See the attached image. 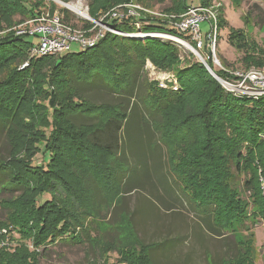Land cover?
I'll list each match as a JSON object with an SVG mask.
<instances>
[{
    "label": "trees",
    "instance_id": "16d2710c",
    "mask_svg": "<svg viewBox=\"0 0 264 264\" xmlns=\"http://www.w3.org/2000/svg\"><path fill=\"white\" fill-rule=\"evenodd\" d=\"M152 1L89 0L90 18L127 33V35L104 32L94 46L79 53L64 51L58 54L29 56V46L33 42L27 40L26 37H37V35H19L15 33L16 30L5 31L4 28L14 24L12 17L15 14L30 15V18L40 15L42 13L40 11L41 0H0V32L4 29V32L0 33V74L2 73L0 76V113L5 108L8 109L6 111L8 115L5 118L0 114V135L2 133L9 145L8 154L6 156L0 154V189L12 191L22 188L14 196L1 198L0 208L6 211L7 204L20 202L22 195L26 192L25 185L20 180L21 171L17 168L12 170L16 164L13 158L14 144H12L15 132L8 128V117H11L13 113L18 115V111L24 105L26 91L23 93L25 89L22 84H24V78L31 71L33 72V66L55 56L45 80L46 85L50 84L53 74L67 75L68 85L73 88L71 96L78 97L74 107L83 108V110L86 108L87 114L86 111L85 113L84 111L77 112L70 117V120H65L63 123L60 115L65 109L70 110L72 107L68 106L69 103L57 105L53 90L48 89L47 86L43 87V90L47 92V101L42 111V120L46 130L42 135V143L37 146L32 158L38 153L51 157L53 152L51 144L54 137L59 132L60 135L65 134L69 138L66 150L75 149L80 154V159H83L82 162L86 163L87 168H91L92 175L100 176L99 182H102L103 178L112 177L120 193V202L115 205L116 207L122 204L124 193L131 190L141 191L144 184L149 185L152 194L153 192L156 194V190L161 189L167 197L171 198L167 201L166 197H161L166 203L168 202L167 205L173 201L177 206L185 201L198 217L195 228L203 230L211 237L223 240L224 255L219 256L216 261L206 252L207 264H232L233 262L242 264L243 261L254 264V252L251 250V248L254 249L252 228L259 218L264 221V155L249 156L253 154L252 146L259 142V136L264 133V94L256 97L254 103L247 104L250 101L247 96L240 97L226 91L206 67L196 61L178 71L179 84L183 88L181 92L157 89L156 86L148 84L144 97L139 99L141 104L137 101L129 104L135 78L140 76V70L146 57H149L159 69L164 70L171 66L174 63L172 60L176 58L174 45L162 43L157 37H137L134 34L165 32L181 36L180 32L174 28H167L166 24L170 19L180 20L181 15L189 7V0H174L172 6L165 8L163 12L169 15L170 19L154 17L146 13L138 18L117 19L110 18L106 14L118 5L132 2L149 9ZM241 1L230 0L235 8L241 4ZM210 3L209 0H200L199 4L208 6ZM218 18L216 19V30L226 23L225 21L220 23ZM138 22H145V24L137 30L135 23ZM67 24L72 26L69 22ZM83 29L88 31V35L92 34L95 31L94 22L84 20ZM241 33L232 30L228 41L236 48L244 50L246 41ZM183 38L186 39L185 36ZM207 44L206 34L201 50L209 56L211 51L207 49ZM98 58L101 61H98ZM25 62L27 65L19 69L17 65ZM207 62L213 68L212 62L210 60ZM215 72L220 77L227 75L223 69ZM91 85L105 86L111 94L118 98V101L94 102L82 96V93L92 90ZM194 87L203 95L201 102L196 107L186 102L185 99L183 109L186 113L183 119L171 124L170 131L167 133V136L174 138L179 136L176 131L182 128H184L182 136L190 132L189 142H186L183 147L184 152L176 145L171 147L167 142V137L163 136L161 129L154 124L156 121L154 115L157 108L160 112L166 111L181 103ZM141 108L145 111L143 112ZM76 118L84 120V123H79L80 125L77 126ZM65 124L69 128L88 127L85 138L89 146L111 154L114 166L107 174L99 168L86 145L77 139L70 129L65 128L67 127ZM74 159V163H71L73 166L81 164V161ZM196 162H207L209 165L205 170L200 165H196ZM223 164L225 165L222 166ZM257 167L260 168L259 173ZM37 168L44 181L42 188L32 199L34 205L32 216L33 219L36 218V223L34 225L14 223L12 229L23 232L21 226L32 228L34 232V237L31 239L32 244L35 247L43 246L42 252L47 250V246L60 240L79 242L81 239L78 238V234H75L77 230L80 237L85 231L89 237L87 227H82L86 217H89L87 213H90L89 210H95L94 216L97 217L102 210L84 207L82 204L84 201L78 199V191L73 188L76 183L66 178L63 179L58 173L52 171L48 162L37 164ZM249 168L250 171L247 170ZM87 177L90 179L84 184H88L87 188L91 195L97 200L101 198L105 203L107 195L102 192L103 185L97 186L95 185L97 179H92L91 175ZM237 180L239 182L236 184ZM88 181L93 184H89ZM158 200L162 204V200L159 198ZM148 201L156 212V206L149 199ZM4 202L5 206L2 205ZM250 203L253 206L252 209H250ZM100 208H102L101 203ZM165 210H170V208H165ZM122 214L127 215L125 217L128 218L130 229L138 246V253L141 254V259H144L145 264H159L157 257L164 261L163 264H167L168 261L165 258L167 253L164 256L163 252L159 251L157 256L156 250L169 247L174 254L173 251L182 245L180 236L163 235L151 239L144 238L139 231L141 225L134 222L137 210L126 211ZM8 221H10V214L8 215L6 211L3 216H0V225L9 227L10 224L6 223ZM95 230L98 232V225H95ZM238 233L240 239L237 237ZM42 235L43 239L40 242L39 236ZM2 237L0 236V244ZM93 240L95 246L102 250L104 246L113 244L117 237L109 240L110 242L100 239L99 236H95ZM1 247L4 246L0 245ZM98 263L107 264L106 261Z\"/></svg>",
    "mask_w": 264,
    "mask_h": 264
},
{
    "label": "rangeland",
    "instance_id": "374dc122",
    "mask_svg": "<svg viewBox=\"0 0 264 264\" xmlns=\"http://www.w3.org/2000/svg\"><path fill=\"white\" fill-rule=\"evenodd\" d=\"M173 2L174 0H153L149 9L157 13V15H153L154 17H167L170 19V16L166 15L163 10L172 6ZM209 2L211 3L208 6H213L212 9L216 10V19L219 16L218 19L220 23L223 21L226 23L224 26L220 25L216 33H212V37L208 38L207 49H210L211 54L208 56L205 51L198 50L197 53L200 57L204 59L207 64V60L212 62L213 68L210 67L209 64L208 66L213 72L222 68L234 71L257 68L260 65L264 66V0H242L241 4L236 8L231 4L230 0H209ZM41 3L40 11L44 15L48 14L51 16L55 14L60 17L61 20L63 18L64 21L71 23L72 26L80 30H84V20H90L88 18L90 17L88 13L89 0H69L67 2L60 0H41ZM67 3H77L81 10L87 13V17L73 12L69 9L70 7L66 5ZM199 3L200 0L188 1L189 6H197ZM218 8L219 10H217ZM218 11H220V14H218ZM28 19H30V15L20 16L19 14H15L12 17L14 24L4 29L5 31L10 29L16 30L17 27ZM143 24H145V22H138V25L135 23V29L138 30ZM166 27H172L171 19L166 24ZM96 28L98 27H95V29ZM4 29L0 33H3ZM200 29L202 38L205 40L206 33L210 32L209 22L207 20L200 22ZM232 30L234 32H242L243 39L246 41V47H243L245 48L244 50L236 48V46H233L228 41ZM180 34L181 36L183 35V33ZM170 36L172 37L157 38L162 43L174 45L176 49V58L172 60L174 63L165 70L159 69L149 57H146L140 70V76H136L135 78L132 95L129 96L125 94L127 97H130L129 104L130 102L134 103L136 101L141 104L139 99L144 97L146 85L148 84L156 86L157 89L181 92L183 88L179 84L178 71L196 61L201 62L199 55L192 50L193 42H191L190 39H185L183 38L184 35L181 37L178 34H170ZM26 39L33 43L37 41L36 36H27ZM81 51V46L77 42L71 43L70 53H79ZM28 54L32 56L30 52H28ZM54 57L45 59L42 62L40 61L33 66V72L31 71L30 74L24 78L25 81L24 84H22L25 89L23 93L26 91L24 94V105L18 111V115L13 113L11 117L9 116L10 118L8 117V128H10L12 132H15L12 144H14L13 153L15 155L13 154V158L16 164L12 170L14 171L17 168L21 171L20 175L22 178L20 180L25 185L26 192L22 195V200L20 202L7 204L8 206L5 208L8 215L10 214V221L6 222L9 223L10 226H4L8 231L1 239L0 245L4 247L0 248V264H99L98 262L100 261H102V263L106 261L107 264H145L144 259H141V254L138 253V246L135 243L128 218L125 217L127 215L122 214L123 212L133 211L135 209L137 210V216L134 222L136 221V223L141 225L139 231L144 238L151 239L163 235L181 237L180 240L182 241V245L178 247L176 251H173L174 254H172L169 247L161 249L155 248L157 249V256L159 251H162L164 256L165 253H167L165 256L168 261L167 264H207L206 252L217 261L219 256L224 255L223 240L218 237H211L203 230L195 228L198 217L196 213L191 210L188 203L184 201L183 204L180 205L177 203L178 205L176 206L172 201L167 205L168 202L166 203L161 197L164 196L167 198V201H169L171 200L169 196L167 197L161 189H155L156 194L154 192L152 194L149 185L144 184V188H142L141 191L131 190L124 193L122 204L116 207L115 205L120 202V193L117 190V185L111 179L112 177L103 178L101 180L102 182H99L100 176L97 174L96 177L92 175L91 168H87L86 163L82 162L83 159H80V154L77 153L75 149L70 151L66 150L69 139L67 135H60L59 132V134L54 137V141H52L51 144L53 151L51 157H48L47 154L38 153L32 158V154L37 150V146L41 145L42 135L44 130H46L43 124L44 121L42 120V111L44 109V103L47 101V92L43 90V87L47 86L48 89L53 90L57 99V105L69 103L68 106L72 107L70 110L65 109L64 113L60 115L63 123H65V120H70V117L77 114V112L81 113V111H84L83 113H85L86 111V108L83 110V108L74 107L78 97L71 96L73 88L68 85L67 78L69 77H67V75L62 74L61 76H56L53 74L51 75L50 84L48 83V85H46L45 80L52 66V59ZM98 61H101V59L98 58ZM25 65H27V62L23 64L20 63L17 66L20 69ZM0 76H2V73ZM216 81L218 82L217 79ZM91 87L90 89L92 90L87 93H82V96H86L94 102L118 101V98L111 94L105 86L91 85ZM197 91L195 87L192 88L181 103H178L176 106L166 111L160 112L157 108L154 115V120H156L154 124L161 129L162 135L167 137V142L170 143L171 147L176 145L179 150H183L184 152L185 149H183V147L186 142H189L188 137L190 132H186L182 136V133H184V128H182L176 131L179 136L174 138L167 136V133L170 131L171 124L175 122L178 123L183 119L184 113H186L185 109H183L185 99L186 102L192 103L194 106L198 107L203 95H201V92ZM247 99L250 100L247 104H252L257 98L247 97ZM57 105L56 107H58ZM141 109L143 112L145 111L144 108ZM7 110L8 109L5 108V110H2L0 113L4 116L3 118L8 115V113H6ZM83 121L84 120L80 118H76L75 123H77L76 125L78 126L80 125L79 123H84ZM65 126L67 125L65 124ZM65 128L70 129L71 132L75 134L76 138L80 139L86 145L87 149L91 151L93 159L102 171L104 170L107 174L112 169L114 164L111 154L94 149L86 142L85 133L88 127L69 128L67 126ZM156 134L158 135L157 132ZM258 141L259 142L252 146L251 152L253 154L249 157H255V154L256 156L264 155V133L259 136ZM163 148H165L164 145ZM8 151L9 145L1 133L0 154L6 156ZM178 153L180 152L178 151ZM74 158L81 161V164L73 166L71 163H74ZM45 162H48L50 169L58 173L63 179L66 178L72 183H76L73 188L78 191V199L84 201L82 202L84 207L87 209L92 207V209H101L102 211L99 212L98 210L99 214L97 217L94 216L95 210H89L90 213H87L89 217H86L82 227H87L89 230V237H87V231L82 232L80 237L77 230L75 234H78V238L81 239L79 242L60 240L59 242L50 244L47 246V250L42 252L43 246L39 245L35 247L34 244H32L31 239L34 237L32 228L21 226L23 227V232H17L12 229V224L21 223L23 225H34L36 223V218L33 219L32 216L34 207L32 199L39 189L42 188L44 181L42 176L39 175L37 164H44ZM196 165H200L206 170L209 164L207 162H196ZM224 165L225 164L222 166ZM255 165L257 164L255 163ZM81 170H84V172H80ZM247 170L250 171V168ZM257 170L259 173L260 168L257 167ZM88 175H91L92 179H97L95 185H103L104 190H102V192L107 195L105 203H103L101 198H99V200L94 198L87 188L88 184H84L85 181L90 179V177H87ZM238 182L239 180H237L236 184ZM88 183L93 184L91 181H88ZM21 190L22 188L12 191L0 189V199L14 196ZM146 196L149 198L146 199ZM157 197L162 200L163 205ZM148 199L156 206V212L155 208L148 203ZM100 203L102 208H100ZM2 205L5 206V202ZM249 206L250 209L253 208L251 203ZM14 208H16V210ZM165 208H170V210H165ZM6 211L0 208V216H3ZM256 221L257 222L252 228L254 234V249L251 248V250L254 252V264H264V221L260 218ZM95 225H98L100 232L99 230L98 232L95 230ZM238 235L240 234H237L238 239H240L241 237L239 238ZM95 236H99L100 239H105L104 241L108 242L115 237H117V240L109 246H104L101 250L94 244L93 238ZM42 237L43 235L39 236L40 242L43 239ZM156 260L159 264L164 263V261L158 257ZM243 262L242 264H248L245 261ZM232 264H234V262Z\"/></svg>",
    "mask_w": 264,
    "mask_h": 264
},
{
    "label": "built area",
    "instance_id": "2783aa9c",
    "mask_svg": "<svg viewBox=\"0 0 264 264\" xmlns=\"http://www.w3.org/2000/svg\"><path fill=\"white\" fill-rule=\"evenodd\" d=\"M213 6L190 5L185 13L181 15L180 20L172 21V27L193 42L194 52L202 49L203 38L200 29V22L207 20L210 24V32L206 33L207 37H212V33H216V10ZM157 15L156 12L145 8L137 3H127L118 5L111 9L106 15L110 18L123 19L126 17L138 18L142 14ZM94 22V27H98L95 31L88 35V31L80 30L65 23L57 15H48L41 13L34 18L28 19L26 22L16 28L15 33L19 35H37V41L31 44L29 52L31 55H50L69 51L72 42H77L81 46V50L94 46L103 36L104 32H111L118 35H127L116 30L100 21L90 19ZM138 25V23H136ZM136 36H153V37H172L168 33L137 32ZM199 55V54H198ZM200 57V55H199ZM202 60V58L200 57ZM227 73L226 76L220 77L215 75L220 85L228 92L237 96H247L256 98L264 94V66L251 68L248 70H234L222 68ZM7 228L0 225V236L7 233Z\"/></svg>",
    "mask_w": 264,
    "mask_h": 264
},
{
    "label": "bare ground",
    "instance_id": "6f19581e",
    "mask_svg": "<svg viewBox=\"0 0 264 264\" xmlns=\"http://www.w3.org/2000/svg\"><path fill=\"white\" fill-rule=\"evenodd\" d=\"M66 5L68 7H70L69 9H71L73 12L78 13L81 16H85V17L87 16V13L84 10H81L80 6L77 3H75V4L74 3H72V4L67 3Z\"/></svg>",
    "mask_w": 264,
    "mask_h": 264
},
{
    "label": "water",
    "instance_id": "95a60500",
    "mask_svg": "<svg viewBox=\"0 0 264 264\" xmlns=\"http://www.w3.org/2000/svg\"><path fill=\"white\" fill-rule=\"evenodd\" d=\"M87 17V16H86ZM89 19H92V18H90V17H88ZM201 62L205 65V67H206V69L209 71V73L212 75V76H214L215 77V72H213V70L208 66V64L205 62V60L204 59H202L201 60Z\"/></svg>",
    "mask_w": 264,
    "mask_h": 264
}]
</instances>
